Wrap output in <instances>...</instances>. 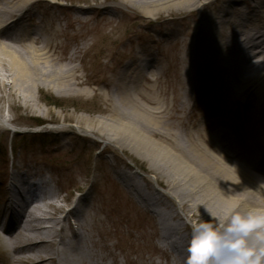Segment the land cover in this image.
I'll list each match as a JSON object with an SVG mask.
<instances>
[{
  "label": "rangeland",
  "instance_id": "obj_1",
  "mask_svg": "<svg viewBox=\"0 0 264 264\" xmlns=\"http://www.w3.org/2000/svg\"><path fill=\"white\" fill-rule=\"evenodd\" d=\"M24 1L16 0L15 4L19 6ZM231 1L190 0L196 6L183 0H46L45 6L37 4L26 27L43 39L55 33L54 42L62 57L76 54L74 65L81 85L70 92L41 85L22 93L19 88L11 90L10 78H0V193L8 189L7 176L20 175L21 183L28 185L45 182L47 199H36L39 210L34 211L35 216L61 218L58 228L70 227L61 235L63 249L67 244L81 243L107 264H184L174 260L171 253L159 250L158 229L164 208L154 205L150 209L155 215L149 213L125 188V184L136 183L146 194L161 199L167 209L176 210L178 218L171 224L178 234L172 239L182 237L178 240L183 243L185 257L190 228L188 219L169 197L165 184L170 171L160 169L162 175L157 182L148 157L134 148L121 150L124 144L112 143L104 132L106 125L114 122L113 113L125 111L120 101L128 94L151 97L159 90L167 106L171 104L185 80V63L191 46L201 35L200 29L212 25ZM239 5L246 11L252 2L240 0ZM79 10L86 13L79 14ZM234 19L230 16L220 25L219 35L233 30L230 22ZM255 26L252 28L264 27V20L258 18ZM18 36L28 44L26 34H14ZM15 46L20 55H25L20 45ZM195 67L191 66L189 72L191 85L199 84L201 79V71ZM139 75L145 79L135 91L137 83L133 82L127 91L121 88V82L133 81ZM223 89L216 84L191 101L183 109L186 118L181 114L185 124L189 125L192 118L228 115L221 104L237 108L241 116L252 112L253 100L250 106L242 104L244 99L232 106L227 96H222ZM11 91L14 96H10ZM6 113L10 120L5 119ZM257 178L264 182L260 174ZM78 195L83 200L80 211L68 214V203ZM198 207L202 220L210 219L204 206ZM7 256L0 249L1 264H7Z\"/></svg>",
  "mask_w": 264,
  "mask_h": 264
},
{
  "label": "bare ground",
  "instance_id": "obj_2",
  "mask_svg": "<svg viewBox=\"0 0 264 264\" xmlns=\"http://www.w3.org/2000/svg\"><path fill=\"white\" fill-rule=\"evenodd\" d=\"M0 1V76L4 75L0 78L12 80L11 90L19 88L23 93L37 90L41 85H52L58 91L70 92L81 85L78 67L74 65L76 54L62 57L58 53V43L54 42L55 33L43 39L26 27L33 8L37 4L45 6L46 0H26L19 6L15 4L16 0ZM183 2L196 6L190 0ZM251 2L249 10L245 11L238 7L240 0H232L212 25H204L200 29L201 35L191 46L185 63V80L180 83L179 92H174L169 106L159 90L151 97L128 94L120 101L125 111L114 112L112 125L105 124L107 131L104 133L111 142L124 144L121 150L134 148L149 158L150 169L157 182L162 175L160 169L170 171L165 184L169 197L188 220H202L198 212L200 205L220 219L233 208L264 209V182L257 178V174L264 177V27L252 28L256 27L258 18L264 20V1ZM181 4L182 1L177 3ZM78 13L86 12L79 10ZM230 16L235 18L228 21L233 30L219 35L218 28ZM76 20L80 22V19ZM17 32L29 37L28 44L17 39L23 36L14 37ZM15 45H20L25 55H20ZM191 66L201 71L197 85H191L189 81ZM144 79L143 75L136 76L133 81L121 82V88L127 91L128 84L133 82L137 83L133 87L135 91L134 88L141 86ZM216 84L224 88L222 96H227L232 106H238L242 99L244 106H250L253 100L252 112H244L241 116L237 108L229 109L221 104V108L229 111L228 115L221 113L209 119L192 118L186 125L181 115L184 113L186 118L183 109ZM10 96H14L12 91ZM23 100L27 101L25 97ZM251 155L256 158L253 160ZM21 182L20 175L12 179L11 185H20L19 190L11 195L9 203L0 208V214L8 215L0 223V249L8 255L7 264H107L81 243L67 244L63 249L61 235L70 227L58 228L61 218L54 220L53 217L35 216L34 211L39 210L35 206L36 199H47L48 193L43 187L46 183L31 184L34 191L30 193L28 183ZM125 188L132 199L149 213L155 215L150 209L154 205L164 208L159 221L161 228L158 229L159 250L167 255L171 253L174 260L184 261L183 243L179 241L182 237L172 239L178 234L171 224L178 218L176 210L167 209L161 199L146 194L136 183L125 184ZM81 202L83 200L78 199L68 214L78 213ZM47 206L54 211L59 210L55 206Z\"/></svg>",
  "mask_w": 264,
  "mask_h": 264
},
{
  "label": "clouds",
  "instance_id": "obj_3",
  "mask_svg": "<svg viewBox=\"0 0 264 264\" xmlns=\"http://www.w3.org/2000/svg\"><path fill=\"white\" fill-rule=\"evenodd\" d=\"M209 217L187 221L184 264H264V209L233 208L223 219Z\"/></svg>",
  "mask_w": 264,
  "mask_h": 264
}]
</instances>
